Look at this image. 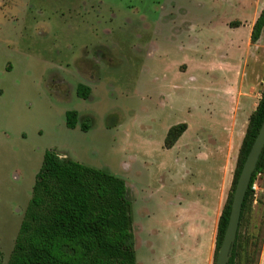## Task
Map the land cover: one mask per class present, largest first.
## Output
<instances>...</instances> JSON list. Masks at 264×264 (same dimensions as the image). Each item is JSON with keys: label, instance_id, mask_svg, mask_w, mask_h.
Masks as SVG:
<instances>
[{"label": "rangeland", "instance_id": "374dc122", "mask_svg": "<svg viewBox=\"0 0 264 264\" xmlns=\"http://www.w3.org/2000/svg\"><path fill=\"white\" fill-rule=\"evenodd\" d=\"M263 7L0 0V193L11 191L16 219L53 150L126 181L138 264H173L186 246L195 254L185 257L199 263V217L222 212L264 91V33L250 39ZM79 84L91 88L88 99L78 97ZM71 110L79 112L75 129L66 125ZM182 123L187 131L165 148ZM253 189L242 229L249 239L264 235V174ZM2 252L6 264L10 253Z\"/></svg>", "mask_w": 264, "mask_h": 264}, {"label": "trees", "instance_id": "16d2710c", "mask_svg": "<svg viewBox=\"0 0 264 264\" xmlns=\"http://www.w3.org/2000/svg\"><path fill=\"white\" fill-rule=\"evenodd\" d=\"M239 25L238 22L230 24L231 27ZM263 33L264 8L253 25L251 42L258 43ZM90 94L91 88L78 85V97L88 99ZM78 122V111L66 112L68 128L75 129ZM263 122L264 91L250 117L229 197L219 219L214 264L229 224L239 176ZM81 128L89 131L90 120L83 122ZM187 128L185 123L172 127L166 136L165 148L172 149ZM263 174L264 150L244 200L228 264H258L264 235L254 234L249 239L242 234V229L246 225V214L254 203L253 186ZM131 211L130 190L124 179L108 169L89 167L57 151H46L6 264H138ZM0 264H3L2 260Z\"/></svg>", "mask_w": 264, "mask_h": 264}, {"label": "crops", "instance_id": "0c3cea01", "mask_svg": "<svg viewBox=\"0 0 264 264\" xmlns=\"http://www.w3.org/2000/svg\"><path fill=\"white\" fill-rule=\"evenodd\" d=\"M262 9L260 10V13H261ZM254 23L255 22H253L252 25H254ZM0 110H1V108H0ZM1 112H3V110H1ZM10 113L12 114V109L10 110ZM2 119L7 120L4 117H2L0 120L2 121ZM43 159H44V157H43ZM32 191H33V189H32ZM10 194H11V191H10V193H8L7 191H6V193L4 191H2V194L0 193V255H1V257L4 254V252H2L3 249H7V248L9 250L10 255H11L13 248H14V245H15V240L17 238V235H18V232H19V229H20V226H21L24 214H25V211H26V209L29 205V202L31 200V197H32V196L29 197L27 195V200L29 202L26 206L23 205V208L20 207V209H19L20 212H19V216H18L19 218L16 219V216L12 211L13 208L8 207ZM221 213H218V212L216 213V211H214V214L208 215L207 213L204 212L199 217V218H201V221L203 224V227H201L202 232H201V228L198 230V232H201L200 235H198V238L200 239L199 246H198L199 247L198 253L200 255V258H202L199 261V263H198V260L196 258H186L185 257V256L189 255V252H193V254H195V252H194L195 247L193 248V250H190L189 246H186V247H183L181 252L177 255V257L173 259L174 260L173 264H214L217 228H218V223H219ZM190 232H191V234H193L195 231L191 228L188 229L186 232L187 237H189ZM184 236H185V234H184ZM258 264H264V238H263L261 249H260L259 255H258Z\"/></svg>", "mask_w": 264, "mask_h": 264}, {"label": "water", "instance_id": "95a60500", "mask_svg": "<svg viewBox=\"0 0 264 264\" xmlns=\"http://www.w3.org/2000/svg\"><path fill=\"white\" fill-rule=\"evenodd\" d=\"M264 150V122L260 132L251 148L239 176L231 205V214L225 237L218 253L216 264H228L235 244L241 213L247 191L250 187L254 172Z\"/></svg>", "mask_w": 264, "mask_h": 264}, {"label": "flooded vegetation", "instance_id": "af4514ba", "mask_svg": "<svg viewBox=\"0 0 264 264\" xmlns=\"http://www.w3.org/2000/svg\"><path fill=\"white\" fill-rule=\"evenodd\" d=\"M158 12H162L161 10L160 11H158ZM163 14V12L161 13V15ZM82 99V98H81Z\"/></svg>", "mask_w": 264, "mask_h": 264}, {"label": "built area", "instance_id": "2783aa9c", "mask_svg": "<svg viewBox=\"0 0 264 264\" xmlns=\"http://www.w3.org/2000/svg\"><path fill=\"white\" fill-rule=\"evenodd\" d=\"M253 188H254V186H253Z\"/></svg>", "mask_w": 264, "mask_h": 264}]
</instances>
